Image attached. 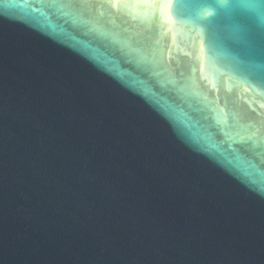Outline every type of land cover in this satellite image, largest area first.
<instances>
[{
    "label": "water",
    "instance_id": "obj_1",
    "mask_svg": "<svg viewBox=\"0 0 264 264\" xmlns=\"http://www.w3.org/2000/svg\"><path fill=\"white\" fill-rule=\"evenodd\" d=\"M254 0H0V264H264Z\"/></svg>",
    "mask_w": 264,
    "mask_h": 264
},
{
    "label": "clouds",
    "instance_id": "obj_2",
    "mask_svg": "<svg viewBox=\"0 0 264 264\" xmlns=\"http://www.w3.org/2000/svg\"><path fill=\"white\" fill-rule=\"evenodd\" d=\"M249 7L257 11H264V0H254Z\"/></svg>",
    "mask_w": 264,
    "mask_h": 264
}]
</instances>
